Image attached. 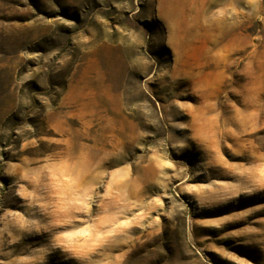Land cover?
I'll list each match as a JSON object with an SVG mask.
<instances>
[{"label": "rangeland", "instance_id": "374dc122", "mask_svg": "<svg viewBox=\"0 0 264 264\" xmlns=\"http://www.w3.org/2000/svg\"><path fill=\"white\" fill-rule=\"evenodd\" d=\"M0 0V264H264V0Z\"/></svg>", "mask_w": 264, "mask_h": 264}, {"label": "bare ground", "instance_id": "6f19581e", "mask_svg": "<svg viewBox=\"0 0 264 264\" xmlns=\"http://www.w3.org/2000/svg\"><path fill=\"white\" fill-rule=\"evenodd\" d=\"M168 8L172 15L179 16L181 15L180 19H177L176 25H177V31L178 34L181 35V39L183 40L184 37L187 36V31L185 27V16L182 13L183 10V1L179 0H168Z\"/></svg>", "mask_w": 264, "mask_h": 264}]
</instances>
